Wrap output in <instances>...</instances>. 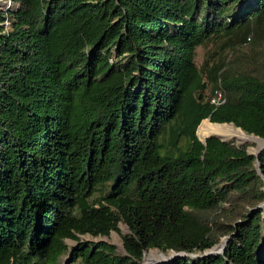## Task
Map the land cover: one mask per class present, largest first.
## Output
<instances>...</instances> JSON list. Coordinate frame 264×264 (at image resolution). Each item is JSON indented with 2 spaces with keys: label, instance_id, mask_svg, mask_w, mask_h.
Masks as SVG:
<instances>
[{
  "label": "trees",
  "instance_id": "obj_1",
  "mask_svg": "<svg viewBox=\"0 0 264 264\" xmlns=\"http://www.w3.org/2000/svg\"><path fill=\"white\" fill-rule=\"evenodd\" d=\"M1 1L0 264H264V149L196 134L264 139V0ZM246 43L254 69L197 66Z\"/></svg>",
  "mask_w": 264,
  "mask_h": 264
},
{
  "label": "rangeland",
  "instance_id": "obj_2",
  "mask_svg": "<svg viewBox=\"0 0 264 264\" xmlns=\"http://www.w3.org/2000/svg\"><path fill=\"white\" fill-rule=\"evenodd\" d=\"M3 4H4L3 1L0 0V7ZM9 4H10V0H7L6 6L8 7ZM233 49H228V48L220 49V45H218V44L217 45L216 44H207L206 46H200L197 48V55H196L197 66L199 68H205L206 67L207 69H210L213 66L219 64L222 60H227V59L231 58L234 60V64H235L234 68H237L240 71L255 68V65H256L255 64V58L258 54V49L257 48L255 49V46L253 44L246 43L240 47L237 46L235 48L234 53H233ZM232 53H233V55H232ZM204 80H205V83L208 85V88L206 89V91L204 93L205 98L206 99H209L210 97L212 98L214 88L209 83V80L206 79V77ZM196 134H197L198 138L200 139V137L198 135V128H197ZM227 142H233L237 146H247L248 152L252 153V154H258L261 150L264 149V147H262L260 149L257 148L258 147L257 143L247 144V145H238L235 140H228ZM256 168L259 171V175L263 176V174L260 171V167L256 165ZM250 211H252V213H254V212H256V208L249 210L247 214H249ZM128 233H129V230H128L127 226L123 223H120L118 225V230L112 231L108 237L92 238L91 236L85 235V236H80V239L85 240V241L86 240H92V241L106 240L109 243L114 244L119 250H123V236L128 234ZM228 239L229 238H227V237H223L221 239V244H224L225 242L227 243ZM66 243H67V245H69L71 247L75 245V242L72 240H66ZM210 251L211 250H209L205 253L206 254H212V253H210ZM221 251L219 253H221ZM153 253H157V254L161 255L162 257H164V255H165V254L161 253L158 249H152V250L144 253L143 259L145 258L146 254L151 255ZM168 254L173 255L174 253L169 252ZM143 259H142V261H143ZM60 264H72V263L68 262V256H65L62 258ZM154 264H156V263H154Z\"/></svg>",
  "mask_w": 264,
  "mask_h": 264
},
{
  "label": "bare ground",
  "instance_id": "obj_3",
  "mask_svg": "<svg viewBox=\"0 0 264 264\" xmlns=\"http://www.w3.org/2000/svg\"><path fill=\"white\" fill-rule=\"evenodd\" d=\"M198 135L203 141L206 140V138H208L209 136H214L225 141L235 140L238 145L257 143V148L260 149L264 147L263 140H260L259 138L252 135H247L244 131L237 128L233 124H214L209 120H206L200 127ZM223 246L224 244L216 246L210 251V253H219L223 249ZM170 256L171 255H164V257H162L157 253H153L151 255L146 254L145 258L140 264H154L162 260H169Z\"/></svg>",
  "mask_w": 264,
  "mask_h": 264
},
{
  "label": "water",
  "instance_id": "obj_4",
  "mask_svg": "<svg viewBox=\"0 0 264 264\" xmlns=\"http://www.w3.org/2000/svg\"><path fill=\"white\" fill-rule=\"evenodd\" d=\"M252 136H255V135H252ZM255 137H257V136H255ZM212 138L219 139V140H221L222 142H227V141H225V140H222V139H220V138H218V137H214V136H213V137H209V138H207V139H212ZM257 138H259V137H257ZM207 139H206V140H207ZM259 139L264 141V139H262V138H259ZM206 140H205V141H206ZM201 141H202V140H201ZM226 244H227V243L225 242L222 251L225 249ZM222 251H221V253H222ZM182 255H183V254H180V253H174L173 255L170 256L169 259H171V258H175V257L178 258V257H181ZM164 261H166V260H162V261L156 262V264H157V263L164 262Z\"/></svg>",
  "mask_w": 264,
  "mask_h": 264
},
{
  "label": "built area",
  "instance_id": "obj_5",
  "mask_svg": "<svg viewBox=\"0 0 264 264\" xmlns=\"http://www.w3.org/2000/svg\"><path fill=\"white\" fill-rule=\"evenodd\" d=\"M225 99L223 98L221 91H216L215 97L212 99V103L220 105L224 103Z\"/></svg>",
  "mask_w": 264,
  "mask_h": 264
}]
</instances>
